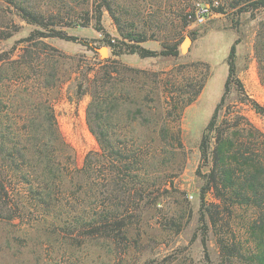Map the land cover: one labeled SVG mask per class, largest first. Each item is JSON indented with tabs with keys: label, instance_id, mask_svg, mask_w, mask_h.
<instances>
[{
	"label": "trees",
	"instance_id": "16d2710c",
	"mask_svg": "<svg viewBox=\"0 0 264 264\" xmlns=\"http://www.w3.org/2000/svg\"><path fill=\"white\" fill-rule=\"evenodd\" d=\"M4 1L35 28L9 50L0 49V214L21 213L17 200L27 198L38 214L50 217L45 225L50 233L125 239L130 219L168 183L172 159L182 147L178 120L203 88L208 65L189 64L203 65L205 72L176 83L171 72L150 73L123 63L122 54L176 57L179 49L177 43H162L159 50L145 47L148 35L133 23L125 27L113 14L110 0H99L95 9V29L102 35L95 45L58 29V16L30 0ZM228 6L255 11L264 9V0H230ZM212 8L216 13L224 10L219 3ZM103 9L112 16L120 38H111L101 25ZM88 21L84 17L79 24ZM16 30H0V40ZM51 37L78 42L96 56L88 62L74 60L46 42ZM237 42L227 55L224 92L199 142L200 159L208 167L202 192L212 191L226 209L242 207L253 213L245 244L218 237L222 264H264V131L240 106L226 103V97L233 88L239 102L263 121L264 105L247 95L237 74ZM98 45L108 47V57H98ZM255 51L264 85V24ZM69 81L77 99L89 95L85 122L97 144L81 164L53 108ZM219 205L206 208L213 227L218 225Z\"/></svg>",
	"mask_w": 264,
	"mask_h": 264
},
{
	"label": "rangeland",
	"instance_id": "374dc122",
	"mask_svg": "<svg viewBox=\"0 0 264 264\" xmlns=\"http://www.w3.org/2000/svg\"><path fill=\"white\" fill-rule=\"evenodd\" d=\"M30 1L36 8L56 14L58 29L86 38L93 45L99 44L102 35L95 29L94 18L99 0ZM110 1L113 14L125 27L133 23L148 35L149 39L143 43L145 47L159 50L162 43H177L179 49L176 57L140 58L136 54H122L119 59L123 63L150 73L171 72L176 83L205 72L203 65H189L193 62L209 67L199 95L182 110L178 120L182 147L172 159L168 183L160 196L150 200L130 219L125 239L118 240L79 239L76 234L60 230L50 233L45 227L50 217L38 214L33 200L20 198L17 205L21 213L13 217L0 214V264H222L218 237L245 244L248 241L246 225L253 213L242 207L226 209L212 191L202 192L208 167L200 159L199 142L224 92L227 55L235 39H238L237 74L247 95L264 105V85L255 51L257 32L264 24V9H232L228 6L230 0ZM217 3L223 5L222 12L216 13L212 8ZM84 17L89 19L88 23L79 24ZM101 25L111 38H120L112 16L105 9ZM13 26L17 30L9 38L0 40L1 50H9L35 26L26 23L13 6L0 0V30H12ZM187 37L188 45L182 46ZM45 40L74 60L88 62L96 56L93 50L78 42L57 37ZM95 51L100 58L110 54L104 45H98ZM89 99L87 94L77 99L74 83L69 81L63 94L53 100L60 130L74 148L78 164L89 150L97 148L85 122ZM226 103L240 106L248 119L264 131L263 119L239 102L233 88ZM216 203L220 204L219 219L217 227H213L206 208Z\"/></svg>",
	"mask_w": 264,
	"mask_h": 264
},
{
	"label": "bare ground",
	"instance_id": "6f19581e",
	"mask_svg": "<svg viewBox=\"0 0 264 264\" xmlns=\"http://www.w3.org/2000/svg\"><path fill=\"white\" fill-rule=\"evenodd\" d=\"M183 45L186 47L188 45V41L186 40Z\"/></svg>",
	"mask_w": 264,
	"mask_h": 264
},
{
	"label": "water",
	"instance_id": "95a60500",
	"mask_svg": "<svg viewBox=\"0 0 264 264\" xmlns=\"http://www.w3.org/2000/svg\"><path fill=\"white\" fill-rule=\"evenodd\" d=\"M186 40H187L188 42L190 41V39H189L188 37L186 38ZM182 46H183V44H182ZM182 48H183V47H182ZM183 50H185V49H183Z\"/></svg>",
	"mask_w": 264,
	"mask_h": 264
}]
</instances>
